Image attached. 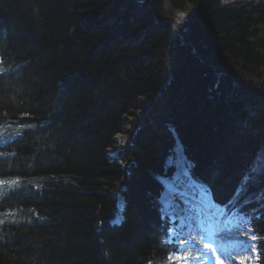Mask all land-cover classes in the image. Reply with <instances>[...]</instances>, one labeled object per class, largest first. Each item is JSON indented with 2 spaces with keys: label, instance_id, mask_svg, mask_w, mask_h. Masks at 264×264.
Returning a JSON list of instances; mask_svg holds the SVG:
<instances>
[{
  "label": "trees",
  "instance_id": "trees-1",
  "mask_svg": "<svg viewBox=\"0 0 264 264\" xmlns=\"http://www.w3.org/2000/svg\"><path fill=\"white\" fill-rule=\"evenodd\" d=\"M146 1L0 0V264H172L150 203L175 136L216 201L255 214L264 264V207L233 194L264 187V168L240 184L264 157V0Z\"/></svg>",
  "mask_w": 264,
  "mask_h": 264
},
{
  "label": "bare ground",
  "instance_id": "bare-ground-1",
  "mask_svg": "<svg viewBox=\"0 0 264 264\" xmlns=\"http://www.w3.org/2000/svg\"><path fill=\"white\" fill-rule=\"evenodd\" d=\"M136 2L139 4L147 2L148 5L152 7V4H150V2L146 1V0H136ZM222 2L224 4H230L231 3V2L226 3L224 0H222ZM180 43L182 44V46H185V47H188L187 45H189L186 41L182 40V38H181ZM214 70H216V69H214ZM171 72H172L171 69H169V70L165 69V73L167 76L169 74L173 76V73H171ZM217 75L220 76L222 74L217 72ZM233 85L237 86L238 85L237 81H233ZM148 99L144 98V97L142 99L140 98L139 99L140 102H137V104L146 103L148 101ZM137 115H138V118L136 120L140 124L137 129L139 130L142 126V123H143V112L137 111ZM135 116H136V113L133 117H130V119L134 120ZM130 129H131V126L126 125L124 132L118 133L115 136V138H114L115 145L110 147V148H107L105 150V155L107 157L115 158L118 156L119 153H121L125 150V147L129 144L132 137L136 134V132H138L136 129L135 131H133V133H131L129 135L128 131ZM171 133H172V135L175 133L173 128L171 129ZM175 143H176V146L172 152V155H171V153L168 152L165 156V159L168 160V161H166L167 164H165L166 165L165 168L168 170L169 173L165 172L164 175L157 176L155 178V180L160 185V187H159L160 190L158 191L157 195H154L155 198H153V203L152 204L150 203V210L152 212L157 213L160 225L162 223L161 221L162 220L164 221L163 224L161 225V228L159 225L160 233L162 232V230L165 227V219L167 220L166 223L168 224V228H167V233L164 235V237H168L166 240H164V241H166V245H168V242L170 241L175 246H177L178 243H176V241L171 237L172 236L173 237H181L182 242H184L187 246H189V249L185 255V260L187 262H189L188 264H193V263L194 264H202L203 261L207 260V258H205V255H208V251L210 250V248H209L210 246L205 245V242H209V244L211 245L212 242L210 240V237H213V236L219 237V239H221V241L223 242L222 244H219V249L223 248L225 250V249H227V246H225V245H229L230 251L233 252L232 254H234L235 253L234 250L240 246V241H238V239H236V238L228 236V234L231 233V229H233L229 223H226V221L228 219L226 218V220H225L224 219L225 216H222L220 219H217V217L219 215H215V213L213 211L211 212V210L214 209V207H217V208H220L221 210L223 209L226 216L233 219L234 221H236L235 218H237L238 216L241 215L240 218H244L245 220H247L249 222V226H250L252 233L254 235V238H255V242H256L255 245H256V249H257L256 234H255V232H253L254 227L252 224V219L254 218L255 214H250L249 212H247L245 210L246 205L242 202H233L232 201L228 205L227 204L222 205L220 202L216 201L213 197L214 195L212 192V187L210 188V183L208 182V180L207 179H205V180L200 179V178L195 176L194 164L190 160H188V158L186 157L185 147H184V145L181 144V141L177 136H175ZM178 145H180V146H178ZM177 146H178V149H177L178 153H182L183 156H185V158H186L187 164H189L188 168L183 167L180 172L177 171L176 165L170 166V164H169V162L173 161V159L175 158V154H176L175 150H176ZM259 156H262V153H260L256 157V159H258ZM254 162H252V164L250 166H248L247 169H244V167H243L245 174H244V176L242 175L240 184L247 186V190H250L249 186L251 185L252 181H256L259 178V175L261 173L260 172L258 174H255L254 176H247L249 174V170L253 166ZM132 164H135V162H132ZM175 174H176V181L171 180ZM258 186H264V184H258ZM203 188L207 190L208 195L201 192L203 190ZM261 189L262 190L259 192L255 191L254 194H247L246 190L244 191L245 193H243V192H241V189L236 188L234 190L233 194L237 198L239 196V197H243V198H247V199L250 198L249 196L253 195V199L255 201L254 203H256L257 206L254 205L252 202H249L248 205L250 207L262 208V207H264V195L262 194L264 192L263 191L264 187ZM118 196L119 197L117 199L116 211H115L114 218H116V221L118 220V224H119V223L124 221L123 212L125 211V208H126V200L124 199L123 196H121V195H118ZM181 198H185V201H188L189 203L187 202L186 205L181 204L182 203V202H180ZM177 204H178V207H177ZM189 204H191V207L194 210H196V208H197L196 205H199L201 207V215L202 216L207 217V215L209 214V216H212L213 218L211 217L212 221H208L207 225L205 222H203V223L200 222V225H197V224H190L189 225L188 224L189 228L191 229V233L190 234H184L182 231H179V227H178V223L182 222L183 220L177 218L176 214L182 213V212L187 213V211H188L187 206ZM252 211L254 212V210H252ZM168 213H171L173 219H177V221L176 222H175V220L171 221V219L169 218L170 214H168ZM182 215H183V213H182ZM205 217H202V218H205ZM213 222H215L216 225H212ZM228 222H230V220H228ZM183 223L186 224V221H184ZM206 226L209 228V231H208L209 236L207 238H201L202 236L203 237L207 236V233L204 230ZM232 245H233V248H231ZM256 251H257L256 259L254 261H256V264H260V260L258 258V250H256ZM197 254H201L202 256L199 257ZM171 261H172V264H178L177 261H174L172 258H171ZM149 264H154V263H149ZM218 264H221V263H218ZM230 264H241V263L238 262L236 259H233L230 262Z\"/></svg>",
  "mask_w": 264,
  "mask_h": 264
},
{
  "label": "rangeland",
  "instance_id": "rangeland-1",
  "mask_svg": "<svg viewBox=\"0 0 264 264\" xmlns=\"http://www.w3.org/2000/svg\"><path fill=\"white\" fill-rule=\"evenodd\" d=\"M224 1L226 3H230V2L233 3V2H236L237 0H224ZM168 8L170 9V6H168ZM174 14L178 15L176 12ZM178 146H180V145H178ZM178 146L175 150L176 151L175 158L173 159V161H170L169 164H170V166L176 165L177 171L180 172L183 167L188 168L189 164H187L185 156H183L182 153H178V150H177ZM263 168H264V158L262 156H259L258 159L254 162L251 169L249 170V174L247 176H254L255 174L260 173ZM171 180L176 181V174L173 176V178ZM201 192L208 195L207 190L204 188ZM180 202H182L181 204L186 205L188 201H185V198H181ZM178 204H177V207H178ZM191 204H189L187 206V208H188L187 213L182 212L183 215H182V213L176 214L177 218L183 220L182 222L178 223V227H179V231H182L184 234H190L191 233V229L189 228L188 224L189 225L190 224L200 225V222L201 223L205 222L207 225L208 221H212L211 220L212 216H209V214L207 215V217L201 215V207L199 205H196L197 208H196V210H194L191 207ZM212 211L215 213V215H219L217 217V219H220L222 216H225L224 217L225 220H226V218L228 220H230V222H228V220H227L226 223H229L233 229H231V233H229L228 236L238 239V241H240V246L237 249H235L234 250L235 253L232 254L233 252L230 251L229 245H225V246H227V249H225V250L223 248L219 249V244L223 243L221 241V239H219V237H215V236L210 237L212 244L210 245L209 242H205V245L210 246L209 247L210 250L208 251V255H205V258H207V260L203 261L202 264H218V263L230 264V262L233 259H236L241 264H243V263L244 264H256V261H254L256 259V253H257V251H256L257 249H256V245H255L256 242H255V238H254V235L252 233V230L249 226V222L247 220H245L244 218H240L241 215L238 216L237 218H235L236 221H234L233 219L226 216L223 209L221 210L220 208H217V207H214V209H212L211 212ZM168 214H170L169 218L171 219V221H174V220H175V222L177 221V219H173L171 213H168ZM202 217H205V218H202ZM184 221H186V224L183 223ZM212 225H216L215 222H213ZM204 230L207 233V236L203 237L201 235L202 236L201 238H207L209 236V232H208L209 228L206 226ZM171 238H173L176 241V243H178V245H177L178 251L172 255L173 260L177 261L178 264H188L189 262H187L185 260V255L189 249V246H187L184 242H182L181 237H173L172 236ZM231 248H233V245ZM197 255L199 257L202 256L201 254H197Z\"/></svg>",
  "mask_w": 264,
  "mask_h": 264
}]
</instances>
